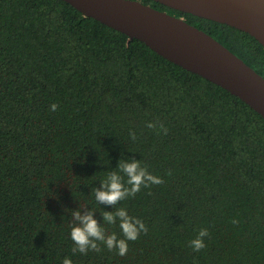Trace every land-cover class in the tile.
<instances>
[{
	"label": "trees",
	"instance_id": "1",
	"mask_svg": "<svg viewBox=\"0 0 264 264\" xmlns=\"http://www.w3.org/2000/svg\"><path fill=\"white\" fill-rule=\"evenodd\" d=\"M141 1L204 29L264 76V45L249 32ZM132 159L163 180L115 206L147 233L124 256L102 243L100 252L73 254L76 210H94L106 234L123 238L119 221H103L115 207L98 204L95 188ZM201 229L208 235L196 251ZM65 257L264 264V117L65 0H0V264Z\"/></svg>",
	"mask_w": 264,
	"mask_h": 264
},
{
	"label": "water",
	"instance_id": "2",
	"mask_svg": "<svg viewBox=\"0 0 264 264\" xmlns=\"http://www.w3.org/2000/svg\"><path fill=\"white\" fill-rule=\"evenodd\" d=\"M240 97L264 117V76L184 17L141 0H65ZM249 32L264 45V0H155Z\"/></svg>",
	"mask_w": 264,
	"mask_h": 264
},
{
	"label": "clouds",
	"instance_id": "3",
	"mask_svg": "<svg viewBox=\"0 0 264 264\" xmlns=\"http://www.w3.org/2000/svg\"><path fill=\"white\" fill-rule=\"evenodd\" d=\"M50 107L52 111H55L57 105L52 104ZM148 127L154 128L155 125L149 123ZM132 135L135 138V133ZM162 183V178L151 174L145 166L141 165L140 161L120 160L117 170L109 172L107 178L101 182V186L95 188V200L98 204L115 207L121 201L135 196L142 187ZM94 212V210L72 212L70 237L75 245L72 248L73 254L79 252L86 255L89 250L100 252L102 243L108 250L115 249L118 255L124 256L128 252V242L137 240L141 233L146 234L148 231L141 219L130 216L124 207H115V211L102 212L103 221L109 225H114L119 221L123 238H118L115 233L106 234L105 228L95 218ZM206 235H208L207 229H201L198 238L191 241L194 250L199 251L205 247L201 237ZM62 264H73V261L65 257Z\"/></svg>",
	"mask_w": 264,
	"mask_h": 264
}]
</instances>
